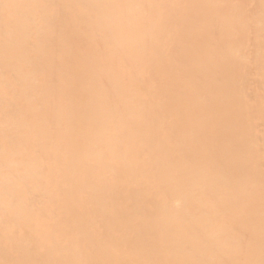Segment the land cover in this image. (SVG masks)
<instances>
[{"label":"bare ground","instance_id":"obj_1","mask_svg":"<svg viewBox=\"0 0 264 264\" xmlns=\"http://www.w3.org/2000/svg\"><path fill=\"white\" fill-rule=\"evenodd\" d=\"M0 264H264V0H0Z\"/></svg>","mask_w":264,"mask_h":264}]
</instances>
